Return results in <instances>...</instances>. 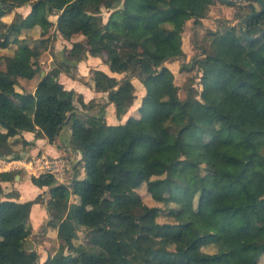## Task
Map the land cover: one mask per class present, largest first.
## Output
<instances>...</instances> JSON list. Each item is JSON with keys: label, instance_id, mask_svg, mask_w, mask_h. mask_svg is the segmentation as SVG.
Segmentation results:
<instances>
[{"label": "trees", "instance_id": "trees-1", "mask_svg": "<svg viewBox=\"0 0 264 264\" xmlns=\"http://www.w3.org/2000/svg\"><path fill=\"white\" fill-rule=\"evenodd\" d=\"M139 1L0 0V39L38 24L53 26L64 38L135 28ZM185 2L173 0L171 15L158 7L148 15L143 31L151 47L169 45L163 25L186 11ZM255 2L236 5L242 10L236 19L257 11ZM24 5L31 7L27 15L2 21ZM263 29L264 11L248 21L246 32ZM50 43L51 36L43 35L33 54L6 56L5 68L0 66V90L21 102L0 103V156L13 153L11 140L24 131L53 143L68 126V148L76 157L70 181L51 173L32 176L35 185L48 187V197L20 202L18 191L0 185V264H264V33L248 40L239 24L232 25L223 53L200 62L201 88L189 87L185 100L161 98L162 57L127 42L119 69L104 59L121 78L101 69L86 77L78 73L76 79L107 93L100 103L85 102L65 88L60 74L74 77L79 62L102 55L84 48L59 53L58 64L45 71L39 56ZM149 67L154 70L143 80L148 93L141 117L108 124L106 106L134 102L132 77L141 79ZM37 73L35 88H16ZM9 177L0 172V180ZM144 186L155 203L144 202ZM35 203L48 212L40 227L57 235L45 258L30 223ZM79 231L83 239L77 242ZM164 241H173L175 249Z\"/></svg>", "mask_w": 264, "mask_h": 264}, {"label": "crops", "instance_id": "crops-1", "mask_svg": "<svg viewBox=\"0 0 264 264\" xmlns=\"http://www.w3.org/2000/svg\"><path fill=\"white\" fill-rule=\"evenodd\" d=\"M172 2L173 0L139 1L138 11L140 17L135 24V28L126 29L124 27H118L113 29L109 33L103 32L99 35L91 36L79 34L77 36H70L65 38V40L67 41L72 40V45L66 51L67 54H74L76 51H79L80 49L84 48L87 50H94L102 55H88L87 59L79 62L77 67L79 76L86 77L90 73L91 69H101L109 75L113 76H117L120 74L124 75L123 73L112 72L109 64L106 63L104 59L110 60L112 62V68L119 69L121 65V53L125 48L126 43L135 42L138 45L137 49L139 52L143 53L145 49L150 48L153 53L161 56L163 59L159 67L161 69H164V75L157 86L158 88H161V91H159L160 97L173 98L176 100H185L188 95L182 94V88H180V85L176 83L177 73L179 71L184 70L192 71L195 67H200V62L206 56H219L223 53V40L229 28L232 25H235L234 23L229 22L230 16L228 14L231 12V10H235L236 5L238 4H228L223 1L221 2V0H186L185 4L182 5V7L186 11L176 14V18L173 21H167L163 25L166 31L165 35L169 39V45L151 47L143 31V27L147 22L148 15L155 11L156 7L160 8L162 11H170L167 15L173 14V12H171V10L174 9ZM223 4L229 5L231 7ZM222 14L224 17H221ZM211 16L217 18V21H224L222 28H217V25L216 27H213L214 20L211 19ZM190 22H194L196 23V25L199 24L201 27L206 26L207 28H205L204 34L201 35V41L203 40V43L200 46V54L195 53V55L192 57L191 63H188L189 65L185 63L184 65L180 66V60L187 58L192 52L193 48L195 49V47L192 48L191 44L184 40L183 36ZM153 70L154 68H146L143 72L141 79H137V83L132 80V84L134 85V87L139 88L140 90V93H136L135 91L136 98L134 102H132L131 104L125 102L119 104L113 101L106 106L104 115L108 124H125L131 118L139 119L141 117V108L143 106L144 100L147 98L146 95L148 93L143 80H147L151 76ZM39 80L40 78L37 81H34L33 88L36 87ZM60 81L62 84H64L65 88L69 90H75L77 93L82 94L85 102L98 98L107 99V93L95 91L92 85H88L85 82H82L81 80L73 79L63 73L60 74ZM71 134V129L66 126L62 129L60 137L53 143H51L46 137L37 138L35 132L31 131L22 132L21 136H19L20 139L18 140L21 142H30L32 148L30 152L35 156L41 153L45 154V156L47 157L65 156L66 151H70L68 148V144L70 141ZM8 156L9 159L15 160L14 164H20L21 162L26 161L25 158L20 159L21 156L19 154L16 156L17 158H12L10 157V155ZM17 160H19V163H17ZM15 168L21 169L19 166H16ZM0 172L9 173L11 171ZM69 174V172H65L64 176L60 181L62 182L65 176V178H69ZM10 175L11 174H9V176ZM5 181L1 182L0 185L5 184ZM15 188L20 193L19 198L16 200L20 202L33 200L44 191V189L33 183L32 177L24 179L19 175H17ZM46 194L48 195V193ZM77 201L78 199L72 202ZM47 219L48 212L46 206L41 203H35L32 206L30 212V223L34 229V233H38L37 230H39L40 226ZM49 232H53L54 235H52V238H56V231H52L51 229H49L48 233ZM45 257L46 256H44L43 253V258Z\"/></svg>", "mask_w": 264, "mask_h": 264}, {"label": "rangeland", "instance_id": "rangeland-1", "mask_svg": "<svg viewBox=\"0 0 264 264\" xmlns=\"http://www.w3.org/2000/svg\"><path fill=\"white\" fill-rule=\"evenodd\" d=\"M222 2V0H221ZM224 2V1H223ZM248 2V1H247ZM247 2H244L243 4H247ZM242 4V3H241ZM226 5V4H223ZM256 5V9L260 8V4L258 2H255ZM229 6V5H226ZM231 7V6H229ZM234 9V8H233ZM31 10V7L29 5H24L21 6L11 12L6 13L2 18V21L6 22V23H10L16 16L17 12L22 13L24 16L27 15ZM235 11V12H234ZM242 11V10H240ZM239 9L235 8V10H231V12L228 14L230 16V21L234 23L235 25L240 24V19H236L237 14L240 12ZM108 13L107 11H104V16L105 18L107 17ZM221 17H224L223 14L221 15ZM52 20H55L56 17L51 16L50 17ZM211 19L214 20V24L213 27L217 28H222L224 21H217V18H215L214 16H211ZM210 19V20H211ZM223 19V18H220ZM50 29H48L47 26H43V25H36L32 28H23L21 29V32L16 36V38H3L0 39V66L2 68H5V57L12 55L18 58H23L25 56L31 55L33 54V49L34 46L40 43L41 38L43 37V35L51 36V43L50 45H48L49 47L44 50V52L39 56V63L41 65V67L43 69H45V71L50 70L52 68V66L54 64H58V58H56L55 55L57 54H65L66 51L69 49V47L72 45L71 42L72 40H65L64 37H61V35H59L58 33L56 34V30H54V27L51 26L49 27ZM205 28H207L206 26H200L199 24L196 25V23L194 22H190V24H188L185 32H184V40L188 43L191 44V47H195V50L193 48L192 52L189 54V56L187 58H184L182 60H180V66L184 65L185 63H191L192 61V57L196 54H200V50H201V45L203 43V40L201 41V35L204 34ZM49 30V31H48ZM55 33V35H54ZM59 54V55H60ZM189 65V64H188ZM67 76H70L73 79H76V76H78V70L76 71V73L74 74V77L67 74V73H63ZM123 75H117L118 78H121ZM200 76H201V72L199 67L198 68H194V70L192 71H188V70H184V71H179L177 73V77H176V83H178L180 85V88H182V94L184 95H188V88L189 87H196L198 89L201 88L200 85ZM40 78V74L37 73L36 78L35 79H39ZM137 77H132V80L135 81V83H137ZM37 80H32L31 82H28L26 80H24V82L22 84L18 83L16 85V88L19 91H23V90H28V89H33V84L34 81ZM77 80H81L82 82H84L83 79H81L79 77V79ZM141 86V85H140ZM136 93H140L139 88H136ZM8 99L9 101H11V103L15 104V105H19L21 104V102L16 99L15 97L9 96L7 95V93L3 90H0V103L2 102L3 99ZM99 99V98H98ZM97 100V99H96ZM97 103H100L101 100H97ZM77 107H81V105L76 102ZM17 140H11V148L13 150V153L8 154L10 155V157L12 158H17L16 156L19 154L21 157L20 159H26V161L21 162L20 164H14V159H9L8 155L2 156L0 157V171H11L9 172L10 178H8L7 181H5V184H2L1 187L3 190H5L6 192L9 191H13L17 189L15 188V184L17 181V175L21 176L22 178H29L32 176H40L41 174H43L45 171H48V168H51L52 170L58 169V168H64L66 169V173H70L69 174V178H65L63 181H70V177H71V172L70 169H72L73 166V159L76 157V155L72 154L70 151H66L65 156H51V157H47L45 156V154L41 153L38 155H33L30 150L31 148V144L28 141H19L18 138H16ZM17 154V155H16ZM61 157V158H59ZM49 158H51L52 163L56 162V164H47L46 160H48ZM53 158H55L53 160ZM63 158H65L67 161L69 160V167L70 168H66V165L64 166L63 164ZM61 159V160H59ZM17 163H19V160H17ZM16 166H19L21 169L19 168H15ZM23 166V167H22ZM15 168V169H14ZM4 169V170H2ZM64 176V174H63ZM60 181V180H59ZM1 182H4L2 180H0V184ZM42 189H44V191L42 192V195L45 197L47 196V191H48V187H42ZM139 193L142 195V198L144 200V202L148 203V204H153L155 203L153 201V198L151 196L150 193H148L146 186L142 187L139 189ZM20 195V193H19ZM36 197V196H33ZM32 197V198H33ZM44 197V198H45ZM15 199V198H14ZM78 199L76 196H72L71 201H74ZM34 200V199H33ZM27 201H31V200H27ZM162 219V218H160ZM43 227H40L39 230H37L38 233L37 236H35V243H36V247L37 249H39L40 251H42L44 253V256H47V250H49V248L51 247V244L54 242V240H56V238H52V235H54V233L49 232L48 231H44ZM54 231V230H52ZM50 235L48 236L47 235ZM35 235V234H34ZM83 237V233L79 231V239L77 240V242L82 241ZM57 244V243H56ZM163 244L168 247L169 249L173 250L175 249V243L173 241H164ZM114 264H124L118 261H114Z\"/></svg>", "mask_w": 264, "mask_h": 264}, {"label": "water", "instance_id": "water-1", "mask_svg": "<svg viewBox=\"0 0 264 264\" xmlns=\"http://www.w3.org/2000/svg\"><path fill=\"white\" fill-rule=\"evenodd\" d=\"M228 4H241V3H244V2H247V1H256V2H259L260 5H261V8L257 11H254L252 13H250L249 15H247L246 17L242 18L240 20V24H239V28H240V31H241V34L243 35V37L245 39H248V40H254L256 39L257 37H259L261 34L264 33V29L262 31H260L257 35H248L247 32H246V27H247V24H248V21L253 18L254 16L256 15H260L263 11H264V0H222ZM45 74V71L42 72V75Z\"/></svg>", "mask_w": 264, "mask_h": 264}, {"label": "built area", "instance_id": "built-area-1", "mask_svg": "<svg viewBox=\"0 0 264 264\" xmlns=\"http://www.w3.org/2000/svg\"><path fill=\"white\" fill-rule=\"evenodd\" d=\"M59 158H61V157H59ZM55 158H53V160H54ZM64 160H63V164H64V166L66 165V168H68L69 167V163H68V161L65 159V158H63ZM59 160H61V159H59ZM46 162H47V164H50V165H52V164H56V162H53L52 163V160H51V158H49L48 160H46ZM65 171H66V169H64V168H58V169H55V170H52L51 168H48V171H45L44 173H51V174H54V175H56V177L59 179V180H61L62 179V177H63V174H65Z\"/></svg>", "mask_w": 264, "mask_h": 264}]
</instances>
